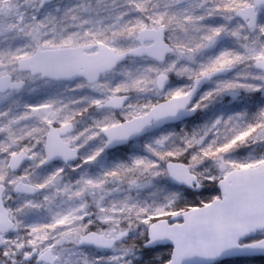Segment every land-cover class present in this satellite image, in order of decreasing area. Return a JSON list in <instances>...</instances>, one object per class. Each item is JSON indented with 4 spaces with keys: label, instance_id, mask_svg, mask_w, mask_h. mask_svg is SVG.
I'll return each mask as SVG.
<instances>
[{
    "label": "snow or ice",
    "instance_id": "6c2138e0",
    "mask_svg": "<svg viewBox=\"0 0 264 264\" xmlns=\"http://www.w3.org/2000/svg\"><path fill=\"white\" fill-rule=\"evenodd\" d=\"M0 264H264V0H0Z\"/></svg>",
    "mask_w": 264,
    "mask_h": 264
}]
</instances>
